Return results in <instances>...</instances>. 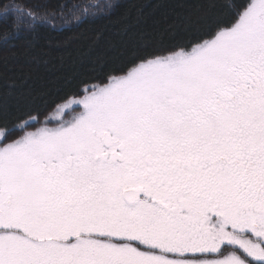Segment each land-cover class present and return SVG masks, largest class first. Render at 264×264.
<instances>
[{"label": "snow or ice", "instance_id": "obj_1", "mask_svg": "<svg viewBox=\"0 0 264 264\" xmlns=\"http://www.w3.org/2000/svg\"><path fill=\"white\" fill-rule=\"evenodd\" d=\"M186 2L98 82L0 91V264H264V0Z\"/></svg>", "mask_w": 264, "mask_h": 264}, {"label": "trees", "instance_id": "obj_2", "mask_svg": "<svg viewBox=\"0 0 264 264\" xmlns=\"http://www.w3.org/2000/svg\"><path fill=\"white\" fill-rule=\"evenodd\" d=\"M4 2L26 4L46 20L35 30L21 25L22 31L0 39V91L26 81L25 87L48 90L52 97L82 87L85 80L98 82L96 77L126 64L145 43L181 42L186 33L180 17L192 11L186 0ZM14 21L10 13L0 29Z\"/></svg>", "mask_w": 264, "mask_h": 264}, {"label": "flooded vegetation", "instance_id": "obj_3", "mask_svg": "<svg viewBox=\"0 0 264 264\" xmlns=\"http://www.w3.org/2000/svg\"><path fill=\"white\" fill-rule=\"evenodd\" d=\"M68 118H70V117H68Z\"/></svg>", "mask_w": 264, "mask_h": 264}]
</instances>
